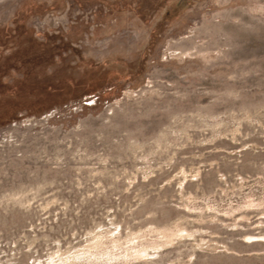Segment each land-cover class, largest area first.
I'll use <instances>...</instances> for the list:
<instances>
[{
    "label": "rangeland",
    "instance_id": "rangeland-1",
    "mask_svg": "<svg viewBox=\"0 0 264 264\" xmlns=\"http://www.w3.org/2000/svg\"><path fill=\"white\" fill-rule=\"evenodd\" d=\"M0 32V264H264V0H0Z\"/></svg>",
    "mask_w": 264,
    "mask_h": 264
},
{
    "label": "trees",
    "instance_id": "trees-1",
    "mask_svg": "<svg viewBox=\"0 0 264 264\" xmlns=\"http://www.w3.org/2000/svg\"><path fill=\"white\" fill-rule=\"evenodd\" d=\"M15 32L17 33V30H15ZM20 34V33H18ZM16 35V34H15ZM11 40L10 36H7L6 32H0V48L4 45H6L7 42H9ZM37 56L36 57H26V56H15L13 57V59L10 58V62H7L8 60H6L3 63V71L8 72L11 68L14 70L19 66H23L26 65L27 63L31 62L32 60H37L36 58L39 57L38 55L44 52H41V50H37ZM21 58V59H20ZM20 59V60H19ZM31 59V61H30ZM19 60V61H18ZM23 69V67H22ZM20 70V69H19ZM58 83H53V84H43L40 86L39 88V92L35 93V94H31L28 96V94L25 95V99L26 102L24 101L19 108L13 112V115H15L17 112L22 111V110H27V111H31L32 107H35L36 111H41L44 110L46 108H49L51 105H53V103H48L47 100L51 99L52 97H56L59 96L61 92H63L64 90H67V88H63L64 84L62 85H57ZM24 86V85H23ZM22 85L21 86H9L7 84H0V93H2L1 95L3 96V99L5 100H10L13 99L14 97L16 98V96H18L19 92L21 91V89H24ZM10 90H14L13 92H11V94H6L3 95L4 92L9 91ZM30 94V93H29ZM17 104L21 103L19 101V98H17ZM14 118V116L10 117L8 119V122L11 121Z\"/></svg>",
    "mask_w": 264,
    "mask_h": 264
},
{
    "label": "bare ground",
    "instance_id": "bare-ground-1",
    "mask_svg": "<svg viewBox=\"0 0 264 264\" xmlns=\"http://www.w3.org/2000/svg\"><path fill=\"white\" fill-rule=\"evenodd\" d=\"M60 259H61V258H60ZM60 259H59V260H60ZM60 262H61V261H60Z\"/></svg>",
    "mask_w": 264,
    "mask_h": 264
}]
</instances>
